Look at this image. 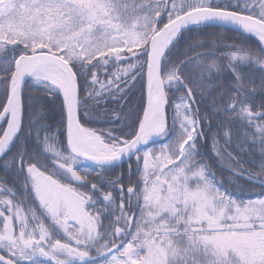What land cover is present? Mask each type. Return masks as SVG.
Segmentation results:
<instances>
[{"label": "snow or ice", "instance_id": "obj_1", "mask_svg": "<svg viewBox=\"0 0 264 264\" xmlns=\"http://www.w3.org/2000/svg\"><path fill=\"white\" fill-rule=\"evenodd\" d=\"M0 167V264H264V0H0Z\"/></svg>", "mask_w": 264, "mask_h": 264}, {"label": "trees", "instance_id": "obj_2", "mask_svg": "<svg viewBox=\"0 0 264 264\" xmlns=\"http://www.w3.org/2000/svg\"><path fill=\"white\" fill-rule=\"evenodd\" d=\"M193 37L199 36L200 39L205 41L215 40L222 44H231V43H242L246 47L256 48L259 45L258 40L255 37L248 36L246 34H241L240 32L234 30H225L217 27H207L199 33L190 34ZM145 97L142 96L139 86L137 89L133 90L129 95L127 101L125 102L123 110L128 113L129 119L127 121H94L89 122L86 126L94 127V128H113L116 131L121 130V125L130 131L128 125L134 123L135 116L138 115L144 106ZM110 107H116L115 103L110 102ZM171 111V110H170ZM49 123L55 127H59L61 123V114H60V101L56 100L53 102V106H50L48 109ZM157 144L152 145L153 147ZM210 145H203L201 148V155L207 163H209L212 167V170L217 174L218 177H228L229 173L225 170L221 163L217 161L215 156L211 153ZM11 179V176L9 177ZM240 183H244L240 181ZM230 191H234V189L229 188ZM262 194V190L258 187H252L251 191L248 192H239L236 191V195L238 197H248V196H259Z\"/></svg>", "mask_w": 264, "mask_h": 264}, {"label": "flooded vegetation", "instance_id": "obj_3", "mask_svg": "<svg viewBox=\"0 0 264 264\" xmlns=\"http://www.w3.org/2000/svg\"><path fill=\"white\" fill-rule=\"evenodd\" d=\"M127 168H128V162H127V160H125L122 162L121 168L117 169V171L118 172H125V175H127ZM132 168H133V171H135V162H133ZM4 175H5L4 170L2 167H0V176H4Z\"/></svg>", "mask_w": 264, "mask_h": 264}, {"label": "rangeland", "instance_id": "obj_4", "mask_svg": "<svg viewBox=\"0 0 264 264\" xmlns=\"http://www.w3.org/2000/svg\"><path fill=\"white\" fill-rule=\"evenodd\" d=\"M169 112H170V110H169ZM156 147H158V144L156 145Z\"/></svg>", "mask_w": 264, "mask_h": 264}, {"label": "water", "instance_id": "obj_5", "mask_svg": "<svg viewBox=\"0 0 264 264\" xmlns=\"http://www.w3.org/2000/svg\"><path fill=\"white\" fill-rule=\"evenodd\" d=\"M150 143H151V142H150ZM125 160H127V159H125ZM125 160H124V161H125Z\"/></svg>", "mask_w": 264, "mask_h": 264}]
</instances>
